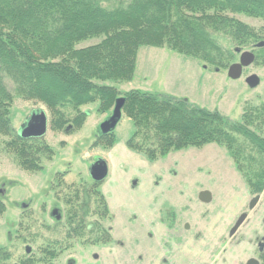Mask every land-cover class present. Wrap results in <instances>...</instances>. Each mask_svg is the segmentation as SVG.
Listing matches in <instances>:
<instances>
[{
  "label": "trees",
  "instance_id": "16d2710c",
  "mask_svg": "<svg viewBox=\"0 0 264 264\" xmlns=\"http://www.w3.org/2000/svg\"><path fill=\"white\" fill-rule=\"evenodd\" d=\"M236 14L264 21V0H0V135L7 137L3 148L28 171L42 169V159H51L54 152L44 137L17 135L9 117L14 95L41 102L49 112V127L57 131L68 125L72 131L81 128L86 119L82 106L98 102L97 111L108 113L120 97L121 114L134 125L125 140L128 149L155 161L171 151L217 144L226 149L248 192L263 193L264 198V103L246 102L240 119L232 121L186 99L138 88L122 93L107 83L133 79L141 46L168 47L226 68L242 46L264 41V24L252 27ZM99 35L96 44L75 47ZM255 60L264 64V54ZM114 129L101 133L93 146L110 149ZM53 190L64 205L63 218H56L57 224L63 223L62 234L45 237L17 264H54L76 240L105 245L113 240L102 222L109 209L100 181L66 183L59 173ZM4 211L0 200V214ZM35 220L30 208L22 211L17 235L21 242L41 237L43 226L51 228L44 222L35 226ZM12 257L10 249L0 246V264H10ZM262 258L264 264V253Z\"/></svg>",
  "mask_w": 264,
  "mask_h": 264
},
{
  "label": "rangeland",
  "instance_id": "374dc122",
  "mask_svg": "<svg viewBox=\"0 0 264 264\" xmlns=\"http://www.w3.org/2000/svg\"><path fill=\"white\" fill-rule=\"evenodd\" d=\"M235 16L255 28L264 24L263 20L245 14ZM101 38L102 36L99 35L83 39L75 47L82 48L96 44ZM219 41L226 46H231V43L226 42L222 37ZM253 45L242 46L231 63L238 61L239 53L243 50H251L255 58L264 54V50L260 51ZM138 52L137 70L131 81H107L122 93L133 87H140L149 92L169 94L186 99L199 107L219 111L232 121L240 119L246 102L264 103V64L257 60L244 67L239 78L232 79L227 74L231 63L224 69L216 68L168 47L141 46ZM250 74H257L260 79L255 87H250L245 81ZM6 83L13 92L12 82L6 79ZM35 108H43L49 119V112L41 102L14 95L9 117L15 130ZM97 108L98 102L82 106L81 110L86 113V119L81 128L73 131L52 130L48 124L44 139L54 152L51 159H42L43 167L38 171L22 169L14 154L3 148V141L7 137L0 135V200L5 204V211L0 214V246L13 252L10 264L18 263L19 257L24 254L26 244L31 246L32 251L45 242V237L61 236L63 223L57 224L55 212H58L62 219L64 205L57 199L53 190L57 175L64 173L66 183L91 182L90 167L99 160L105 161L108 169L100 189L103 191L104 187L107 190L106 197L111 201L110 210L121 219L131 218L137 213L136 211L146 209L147 199L153 198L155 193L161 191L162 185L165 189L171 190L173 189L171 183L181 182L185 190L195 193L196 190H201L200 188L209 187L210 178L216 180V182L212 181L211 185L216 202L211 205H201L198 202L193 204L192 218L188 220L190 224L199 225L200 222H204L198 215L204 208L213 211L217 209L218 233H222L228 221L225 218L222 219V215L225 214L221 213L230 210L225 211L230 204V199L238 200V208L233 210L235 213L246 207L244 202L253 194L245 188L241 176L235 170L224 147L214 143L202 147L190 146L171 151L155 161H149L130 149H125L126 153H123L120 148L134 130L133 122L125 114H121L115 126L114 145L110 149L94 147L93 142L102 133L101 124L112 114V111L100 113ZM113 147L115 148L111 150ZM179 162L182 165L181 169L178 167ZM198 165L200 166L197 167ZM159 183H162L160 187L157 186ZM186 184H189L188 187ZM25 208L32 210L36 218L35 226L43 222L51 226L50 229L41 227V237L37 236L31 242H21L17 238V235L21 233L19 224L21 213ZM255 213L257 215L253 216L244 230L247 240H250L260 227L264 228L263 197ZM127 224L121 223L117 228L118 236L122 239H127L128 228L131 230V226ZM104 246L76 240L71 248L58 257L56 264H108L102 249ZM120 251L123 264H132L133 256L139 251V246L128 242ZM250 251L251 246L244 244L243 257L250 254Z\"/></svg>",
  "mask_w": 264,
  "mask_h": 264
},
{
  "label": "flooded vegetation",
  "instance_id": "af4514ba",
  "mask_svg": "<svg viewBox=\"0 0 264 264\" xmlns=\"http://www.w3.org/2000/svg\"><path fill=\"white\" fill-rule=\"evenodd\" d=\"M178 167L182 168L180 162ZM104 179L105 177L100 180V187H102ZM212 181L216 182L210 178L209 187L200 188L201 190L198 189L195 193L185 190L180 184L181 182L171 183L173 187L171 190L165 189L163 185L160 187L162 183H159L157 186L162 190L155 193L153 198L147 199L148 207L145 211L141 213L136 211V214L127 219H121L111 212V207L104 194L109 215L102 222L110 228L113 240L109 244L102 245H105L104 247H116L121 253L120 249L128 242L137 244L139 251L133 256L132 264H181L183 261L182 253L184 252L188 253L191 258L188 264H262L264 228L260 227L250 240L245 238L244 230L253 216L257 215V213L254 214V211L258 207L263 193L251 195L244 202L246 207H240L241 209L237 213L233 210L238 208V200L232 201L230 199V204L225 211L230 210L221 213L225 214L222 215V219L225 218L228 221L222 233H218L217 219L219 215H217V209L213 211L204 208L200 212L201 214H198L199 219L204 220L199 225L190 224L188 221L189 218H192L193 204L198 202L201 205H211L216 202L215 192L211 188ZM188 185L186 184L187 187ZM256 195L259 196V199L250 207L251 199ZM55 215L56 218L60 216L58 212H55ZM240 218L242 219L237 225ZM124 222L131 226V230L128 228L127 239L118 236L117 228ZM244 244L250 245L251 251L250 254L243 257ZM25 255L22 254L21 256ZM58 257H56L54 264L57 263Z\"/></svg>",
  "mask_w": 264,
  "mask_h": 264
},
{
  "label": "water",
  "instance_id": "95a60500",
  "mask_svg": "<svg viewBox=\"0 0 264 264\" xmlns=\"http://www.w3.org/2000/svg\"><path fill=\"white\" fill-rule=\"evenodd\" d=\"M264 41L257 42L253 47H263ZM255 60V55L251 50H243L239 54L237 62H233L228 66L227 74L232 79H237L242 75L243 68L253 63ZM247 85L250 87H255L259 84V77L257 74H250L245 78ZM123 98H117L112 110V114L101 124L102 133L107 132L112 128H115L121 117V105ZM48 128V117L46 111L43 108H35L32 110L28 118L23 121L19 128L16 130L17 135L22 138H41L44 137ZM71 128V125H68L64 132H67ZM107 172L106 163L103 160L95 162L90 167V174L93 180L100 181L102 180ZM259 199V196L256 195L251 199L250 207L254 205L255 202ZM242 218L239 219L238 223ZM236 225V226H237ZM25 254L31 252V246L26 245L24 247Z\"/></svg>",
  "mask_w": 264,
  "mask_h": 264
},
{
  "label": "crops",
  "instance_id": "0c3cea01",
  "mask_svg": "<svg viewBox=\"0 0 264 264\" xmlns=\"http://www.w3.org/2000/svg\"><path fill=\"white\" fill-rule=\"evenodd\" d=\"M138 55H139V52H138ZM145 56V55H144ZM143 56V57H144ZM142 57V58H143ZM137 63H138V56H137ZM143 69V68H142ZM136 70H137V67H136ZM142 71V70H141ZM133 88H137V87H133ZM132 89V88H131ZM138 89H141V90H145V89H142V88H140V87H138ZM146 91H148V90H146ZM115 147H113L111 150H113ZM121 149V152H123V153H126L125 152V149H128L127 147H126V145L124 144L123 146H122V148H120ZM103 192H104V194L107 196V190H105L104 189V187H103ZM107 200H108V204H109V206L111 207V201H110V199H108L107 198ZM145 211V209L144 210H141L140 211V213L141 212H144ZM102 249H103V253H104V255L106 256V258H107V263L108 264H123V262H122V260H121V258H122V256H121V254H120V252L117 250V248L116 247H102ZM102 254V253H101ZM101 254H100V256H101ZM183 254V261L181 262V264H188L189 263V261L191 260V258H190V256L188 255V253H186V252H184V253H182ZM99 256V257H100ZM98 257V258H99Z\"/></svg>",
  "mask_w": 264,
  "mask_h": 264
}]
</instances>
